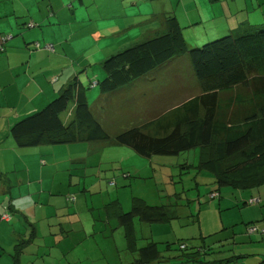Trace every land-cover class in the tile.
<instances>
[{"label":"rangeland","instance_id":"374dc122","mask_svg":"<svg viewBox=\"0 0 264 264\" xmlns=\"http://www.w3.org/2000/svg\"><path fill=\"white\" fill-rule=\"evenodd\" d=\"M156 2L153 0L149 3L151 17L155 11L160 12L165 7V3H160L159 6ZM165 2L179 18L189 46L203 45L250 24H264V0ZM134 8L132 10L137 11ZM152 24L156 27L160 22L154 20ZM137 32L138 27L131 28L114 38L115 42L126 41L123 46L118 44L119 47L115 51L122 49L127 43H134L136 39L133 37L137 36ZM79 33L83 34L81 29ZM142 39L144 38L141 37L140 40ZM105 41L102 39L96 45L105 46ZM66 48L68 50L64 52L68 51L71 59L69 67L65 70H70L72 77L80 74L84 86L87 87V97L92 109L102 117L105 129L113 136L127 128L130 122H137L143 116H155L200 92L189 56L185 54L149 76L151 81H138L130 93V89L118 92L108 104L100 99V86L94 82L98 75L99 79L103 78L102 62L114 51H101L95 46L90 49L83 42L74 41ZM72 107L62 115L66 123L72 118ZM49 146L54 148L52 168L41 175L44 180L43 188L71 190L73 194L56 195L55 198L64 205L58 209L51 207L47 218L52 220L51 222L45 219L41 221L38 235L41 245L40 258L46 250L54 253V258L49 259L48 264H74L73 261H77V264L131 263L137 254L129 252L126 229L119 225L115 213L117 205L126 212L132 209L138 199L152 205H170L177 215L166 222H145L135 217L133 228L138 247L154 241L158 243L164 256H173L182 252L180 242L186 243L190 249L193 245L203 244L200 237L204 235L207 245L217 241L212 245L214 250L221 248L223 243L222 249H228L224 255H246L238 259L239 264H243L249 257L247 253H257L253 249L263 246L261 233L250 235L244 231L246 228L247 232L246 223L261 222L256 218L264 214V202L256 200L258 197L253 195L262 192L261 195L264 196V185L247 190L231 186L218 189L214 174L199 169L200 148H192L179 155L146 157L133 148L114 141L61 143ZM77 196L78 199H69ZM43 221L47 222V225H43ZM50 223L52 227H48ZM223 225L233 226L223 229ZM28 226V234L25 237L29 238L32 226ZM6 228L8 229V225ZM214 229L219 232L209 236L214 233ZM234 231L238 241L230 237L235 235ZM7 238L12 240L10 234H7ZM21 240L19 238L15 244H20ZM167 242L172 244L168 246ZM29 248L34 251L38 246ZM100 254L107 259H95ZM217 255L208 257L213 259ZM47 257L45 256V259ZM78 257H81V260Z\"/></svg>","mask_w":264,"mask_h":264},{"label":"trees","instance_id":"16d2710c","mask_svg":"<svg viewBox=\"0 0 264 264\" xmlns=\"http://www.w3.org/2000/svg\"><path fill=\"white\" fill-rule=\"evenodd\" d=\"M163 14L164 30L111 53L102 62L104 76L94 82L100 86V99L110 104L115 94L131 89L138 81L185 54L200 87L198 94L155 116L140 117L113 136L105 129L102 117L92 109L87 87L80 74H76L44 107L15 122L10 129L12 136L20 147L114 141L146 157L179 155L200 148L199 169L214 174L218 189L261 187L264 185V24H250L203 45L189 46L177 15ZM30 25L37 26L35 22ZM10 37L12 34L3 39ZM37 43L39 49L55 51L53 43ZM47 45H53V49ZM70 107L72 118L66 123L62 115ZM256 200L261 202L262 198ZM135 217L145 222H166L177 215L170 205H152L141 199L135 200L131 210L117 212L119 225L126 229L127 248L137 254L129 264H230L238 257L209 258L221 253L224 244L214 250L212 245L217 241L207 245L204 235L200 237L203 244L190 249L180 242L182 252L173 256H164L154 241L138 247L133 228ZM246 226L248 234L264 235V226L257 222H248ZM251 226L257 229L251 232ZM21 239L16 245V255L30 240ZM256 264H264V255Z\"/></svg>","mask_w":264,"mask_h":264},{"label":"crops","instance_id":"0c3cea01","mask_svg":"<svg viewBox=\"0 0 264 264\" xmlns=\"http://www.w3.org/2000/svg\"><path fill=\"white\" fill-rule=\"evenodd\" d=\"M150 1L153 0H0V46H3V50H0V264H48V260L54 258V253L46 250L40 258L41 245L38 235L41 221L45 219L51 222L52 220L47 219L51 207L58 209L64 205L55 198L56 195L73 194L71 190L43 188L44 180L41 175L52 168L54 148L49 146L50 144L20 147L10 132L12 125L44 107L70 81L73 73H69L70 70L65 68L69 67L71 57L68 51L64 50H68L66 46L71 45L72 41L83 42L90 49L95 46L101 51L115 52L119 47L117 45L123 46L126 41L115 42L114 38L131 28L138 27L137 36L133 37L135 42L141 41V37L145 38L164 30L163 13L172 11L165 0H156L159 6L160 3H165V7L160 12L155 11L151 17ZM227 13H230L229 9ZM223 15L225 16V12ZM154 20L159 21L160 25L155 27L152 24ZM31 22H35L37 26H31ZM80 29L83 34L79 33ZM8 34H12V37L4 41L3 38ZM76 36L78 37L74 39ZM102 39L106 40L105 46H97V42L100 43ZM37 42L53 43L55 51L39 49ZM132 42L127 43L125 47ZM151 80L146 78L140 81L147 83ZM261 193L253 196L261 197L263 203L264 196ZM70 198L74 200L78 199V196ZM117 207L116 217L117 212L122 210L119 205ZM257 217V221H261L258 225L264 226V214ZM252 219L255 220V217ZM47 222L43 225H47ZM28 225L32 226L29 238L25 237L28 234ZM229 226L233 225H223V229ZM48 227H52L51 223ZM234 232L235 235L230 237L238 241L236 231ZM244 232L247 233L246 228ZM7 234H10L12 240H8ZM19 238L30 240L16 255L15 241ZM261 243L262 247L253 249L257 253H247L249 257L243 264H256L262 259L264 235ZM30 246L38 248L33 251ZM227 250L216 254L217 257L214 258L237 255L236 261L230 264H239L238 259L246 256L233 253L224 255ZM101 253L103 254V251ZM45 256H48L47 259ZM64 256L69 258L65 254ZM78 258L81 260V257ZM95 259L102 260L107 257L103 258L100 254ZM73 262L77 264V261Z\"/></svg>","mask_w":264,"mask_h":264},{"label":"built area","instance_id":"2783aa9c","mask_svg":"<svg viewBox=\"0 0 264 264\" xmlns=\"http://www.w3.org/2000/svg\"><path fill=\"white\" fill-rule=\"evenodd\" d=\"M47 47L53 49V45H47ZM255 229H257L256 226H251V227H250V231H251V232L254 231ZM263 230H264V229H263ZM263 230H262V231H263Z\"/></svg>","mask_w":264,"mask_h":264}]
</instances>
